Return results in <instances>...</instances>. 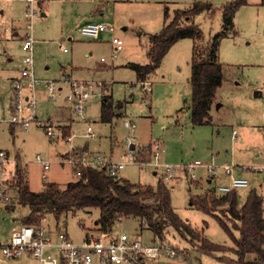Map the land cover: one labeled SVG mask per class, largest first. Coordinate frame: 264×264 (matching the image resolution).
Here are the masks:
<instances>
[{"label":"rangeland","instance_id":"obj_1","mask_svg":"<svg viewBox=\"0 0 264 264\" xmlns=\"http://www.w3.org/2000/svg\"><path fill=\"white\" fill-rule=\"evenodd\" d=\"M196 1L209 2L215 9L213 13L202 12L194 19L200 26L203 37L196 41L193 38H183L172 45L161 65L148 76L152 91L145 95L141 88L142 80L138 79L129 63L148 62L150 36L163 28L166 7L172 16L175 9L188 8ZM230 1L70 0L66 16L78 20L71 29L72 39L62 31V7L58 0H49L46 19H43L39 0H36L37 14L31 29L28 28L29 21L26 17V0L22 6L25 17L22 11V19L17 23L12 19L10 10L2 13L1 5L4 2L0 1V68L24 67L22 36L26 32L32 33L35 39L36 75L43 80H56L57 87H61L53 98L44 84L37 86L39 120L31 122L28 128L3 120L10 115L9 104L12 99L11 95L7 97L5 93L0 96V149H6L22 160L20 164L28 173L26 180L30 188L42 190L47 182L52 181L65 186L76 179L74 166L61 161L70 149L87 148L90 152L105 154L114 161H126L122 174L132 181L147 184H157L159 179L166 181L171 190L172 205L183 218L190 220L198 228L204 227L206 236L212 241L234 246L233 240L217 218L198 210L190 202L192 194L202 193L207 188V182H200V187L193 184L190 190L191 176L186 171L178 169L167 178L162 166L156 168L146 163H129L128 157L129 152L134 153L157 142L163 147L161 163L184 166L200 159L207 164L214 161L218 171L226 163L236 167L239 164L244 166L245 176L252 183L249 187L239 189L240 202L244 203L252 187L257 188L264 196V5L260 4V0H249L248 4L237 10L233 28L227 29L221 40L219 57L226 64L225 78L217 90L218 101L212 108V122L201 125L191 122L190 77L193 47L196 42L200 46H206L215 32L224 29L222 8ZM93 9L113 17L108 23L113 26V31H107L109 37L105 39H108L106 42L85 37L79 31L80 21L88 18L86 12ZM76 12L81 13V16ZM16 26L20 35L15 34ZM20 26L23 28L20 29ZM113 37L124 41L120 49H116ZM64 47L67 48L66 52ZM64 74H69L73 79L103 82L108 86L100 89V95L88 103L81 117L73 114L67 102L70 85L63 79ZM133 85L137 87L136 91L132 90ZM259 87L263 94L256 97L254 93ZM24 90L28 89L25 87ZM105 92L112 93L117 101L116 115L111 122H104L100 118L101 95ZM11 93L13 95V89ZM126 121H130L132 126H127ZM47 122L61 129L62 123L71 124L70 139L62 136L51 138L45 129ZM88 126H91L93 135L88 133ZM235 128L238 130L236 138L233 137ZM132 143L136 145L134 150L130 149ZM38 155L41 160L51 162L49 169L44 168ZM204 171L205 168L201 166L194 170L197 177H201ZM29 212L28 206L19 203L14 189L10 205L0 211L1 238H9L12 226L21 222L22 217ZM99 215V208L65 213L60 219L48 213L47 226L52 231H63L73 241L81 243L86 231L101 233L96 223ZM112 232H126L132 237L139 236L146 242L153 239L149 230H140V221L135 217L122 219ZM235 234L238 235V232L235 231ZM166 238L177 249V254L169 256L162 253L157 258L148 259L149 264H223L216 257L193 248L173 229ZM58 253L57 248L46 249V255L57 256ZM10 264L40 262L27 252L13 259Z\"/></svg>","mask_w":264,"mask_h":264},{"label":"trees","instance_id":"obj_2","mask_svg":"<svg viewBox=\"0 0 264 264\" xmlns=\"http://www.w3.org/2000/svg\"><path fill=\"white\" fill-rule=\"evenodd\" d=\"M248 3L249 0H231L225 4L222 8L224 29L215 32L206 46H200L197 42L194 44L190 77L191 122L194 125L212 122V108L218 101L217 90L225 78L226 64L219 57L220 43L226 30L233 28L237 10ZM260 4L264 5V0H260ZM214 10L211 3L196 1L188 8L175 9L171 16L166 7L163 28L150 36L148 62L129 63L138 79L147 80L161 65L171 46L180 39H201L203 32L194 19L202 12L213 13ZM116 102L112 93L102 96V121H112L116 115ZM62 133L64 138L71 136V126H63ZM134 153L138 162L150 161L152 146L148 145ZM200 182L191 178L189 189H192L193 184L200 187ZM14 188L19 203L30 209L22 217V223H39L48 213L60 219L65 213L99 208L100 215L96 223L104 232H112L124 218L135 217L140 221L141 231L147 229L152 233L153 239L149 242L157 239L167 242L166 237L173 229L193 248L216 257L223 264H264V196L255 187L250 188L244 203L240 202L239 190L221 193L211 185L202 193L191 195V204L215 216L233 240L234 246L212 241L206 236L204 227L198 228L183 218L172 205L169 185L161 179L157 184L135 182L124 176L112 175L105 168L90 166L84 169L81 177L69 181L65 186L52 181L47 182L42 190L35 191L30 188L26 171L19 163Z\"/></svg>","mask_w":264,"mask_h":264},{"label":"built area","instance_id":"obj_3","mask_svg":"<svg viewBox=\"0 0 264 264\" xmlns=\"http://www.w3.org/2000/svg\"><path fill=\"white\" fill-rule=\"evenodd\" d=\"M10 1V0H0ZM27 11L26 17L29 21L28 28H32L33 20L37 14L35 7L36 0H26ZM80 33L88 38H97L104 31H113V26L105 22H87L79 27ZM112 41L120 49L124 44L121 38L113 37ZM35 39L32 33H28L23 40L22 49L25 52L23 59L24 67L20 69L19 76L13 87V96L9 107V117L3 119L28 128L33 121L39 120L37 115V95L36 88L44 84L47 92L53 98L56 97L57 87L56 80L40 79L35 72L34 59ZM67 51V48H63ZM117 55V52L114 53ZM104 59V58H102ZM70 85V93L67 96V102L70 109L76 117H81L87 108L88 103L100 95V89L108 88L103 82H95L87 79H73L70 76H64ZM28 90L25 91L24 88ZM264 87V85H263ZM141 88L145 95L152 91L148 80L141 81ZM137 87L132 86L136 91ZM127 126H132L130 121H126ZM47 134L55 139L63 137L62 129L56 128L51 122L45 125ZM91 126H88V133L91 132ZM236 133V131H235ZM69 136L67 139H70ZM152 157L154 160L140 162L142 164H151L156 168L162 166L164 174L170 178L178 169L189 173L192 179L197 180L194 170L197 167L207 169L208 176L213 179L218 177V167L214 163H205L200 159H195L187 165H173L171 163H161V144L151 143ZM13 153L0 149V211L6 209L13 198V191L17 179V167L22 162L21 159L12 155ZM129 163L138 162L135 153L129 152ZM41 160L40 155L37 156ZM42 161L45 169L51 167V162ZM70 163L74 166V173L77 178L81 177L84 169L90 166L105 168L112 175L122 176L121 172L126 167L127 162L124 160L114 161L102 153H91L86 149L72 148L65 154L61 163ZM223 169L226 174L230 175L228 183L215 184L214 187L218 192L228 193L234 189H241L250 186V180L247 177L236 176L233 174V165L224 164ZM26 174H28L26 172ZM48 217L44 215L39 223L26 224L16 223L12 226L9 238L3 239L0 236V264H10L25 253L32 254L37 258L40 264H149L148 259L159 257L162 253L169 256L176 255L177 249L168 242L157 239L155 242H146L141 237H132L126 232L113 234V232L94 233L86 231L83 241L77 243L73 241L67 233L63 231H52L47 226ZM82 227H86L83 223ZM55 234V237L53 236ZM57 248V256L46 255V249Z\"/></svg>","mask_w":264,"mask_h":264},{"label":"crops","instance_id":"obj_4","mask_svg":"<svg viewBox=\"0 0 264 264\" xmlns=\"http://www.w3.org/2000/svg\"><path fill=\"white\" fill-rule=\"evenodd\" d=\"M58 1L61 3V7H62V13H61V16H60V22H61L62 31L68 36L69 39H72L71 29H72V26H73V24L75 22L78 23V20L77 21L76 20H72L73 17L68 18L67 17L68 15L66 16V14H67L66 9H68V3H69L70 0H58ZM2 2H4V4L1 5V8H2L1 11H2V13L5 12L6 10H10L12 19L14 21H16V23L21 21V19H22V11H23V14H24V17H25V12H24L23 7H22V6H24V3H23L24 0H10V1H2ZM38 4H39V8L42 11V15L44 16L43 19H46L48 17V13H49V5H50L49 0H39V3ZM20 9H22V10H20ZM20 11H21V13H20ZM90 12L92 13V15L89 16V13ZM90 12H88V13L86 12V16H88V18H84L82 21H80V24L78 26H81V25H83V24H85L87 22H91V21L92 22H105V23H110L111 20H113V17L110 16V15H108V13L102 12L100 14L99 12H97V9H93ZM77 15L80 17L81 16V13L78 12ZM89 17H91L93 19H91ZM14 28L17 29V26L14 27ZM19 28L22 29L23 27L20 26ZM27 33L28 32H26L22 36L23 37V40L25 39ZM15 34L20 35V30H18V29H17V31L15 30ZM107 37H109V34H108L107 31H104V32H102L95 39H98L100 42H106L108 40V39L105 40ZM9 59L11 60L12 58H9ZM19 68H20L19 66L18 67H13L11 69H9L7 66H2V68H0V96H2L5 93V95H7V97L11 95V99H12V96L13 95L11 93V90L13 89V86H14L13 83H15L16 79L19 76V71H20ZM64 75L69 76V74H64ZM259 88H258V90H260V92L257 93V96L256 97L261 96L263 94V91H262L261 87H259ZM105 93H103L101 96H103ZM10 105H11V102L9 104V107H10ZM263 114H264V112H263ZM61 125H63V126H69L70 125L71 128H72V125L71 124H64V123H62ZM235 131H236V133H235ZM244 131H245V129H244ZM237 135H238V130L235 128V129H233V137L236 138ZM253 135H254V137L256 136L255 133ZM76 149H86V150H88L87 148H76ZM162 149H163V147H162ZM91 153H95V152H91ZM259 154L260 153L258 152L257 153V156H259ZM212 162L214 163V161H212ZM227 164H229V163H227ZM242 167L244 168V166H241L239 164H238L237 167L236 166H233V174L236 175V176L246 177L245 176L246 172L243 171L244 169ZM205 171L202 173L201 177H197V175H196V177L198 178L197 180H199V181H201L203 183L204 182H207L206 183L207 186L208 185L214 186L215 184L228 183L230 181V177L231 176L225 173L223 167L219 168V175H218V177L213 178V179H211L208 176V172H207V169L206 168H205ZM121 174H122V172H121ZM122 176H123V174H122ZM250 185H252L251 182H250ZM36 191H39V190H36Z\"/></svg>","mask_w":264,"mask_h":264},{"label":"water","instance_id":"obj_5","mask_svg":"<svg viewBox=\"0 0 264 264\" xmlns=\"http://www.w3.org/2000/svg\"><path fill=\"white\" fill-rule=\"evenodd\" d=\"M258 92H260V90H255V96H257V93ZM135 147H136V145L134 144V143H132L131 145H130V149H132V150H134L135 149Z\"/></svg>","mask_w":264,"mask_h":264}]
</instances>
